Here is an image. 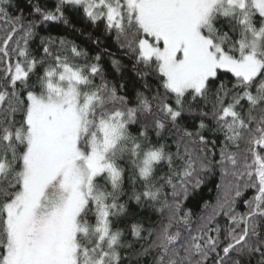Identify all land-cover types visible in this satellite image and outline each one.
<instances>
[{
	"label": "trees",
	"instance_id": "1",
	"mask_svg": "<svg viewBox=\"0 0 264 264\" xmlns=\"http://www.w3.org/2000/svg\"><path fill=\"white\" fill-rule=\"evenodd\" d=\"M123 22L94 20L66 0H0V264L7 209L24 186L30 96H50L58 84L50 73L66 66L95 99L84 155L103 117L120 116L125 128L107 157L118 178L90 185L76 264H264V17L218 6L204 39L238 59L251 30L261 36V69L250 82L218 70L201 92L182 96L158 61L141 59L139 43L155 40L134 18ZM34 218L20 234L26 248Z\"/></svg>",
	"mask_w": 264,
	"mask_h": 264
},
{
	"label": "rangeland",
	"instance_id": "2",
	"mask_svg": "<svg viewBox=\"0 0 264 264\" xmlns=\"http://www.w3.org/2000/svg\"><path fill=\"white\" fill-rule=\"evenodd\" d=\"M66 2L82 5L94 20L104 18L116 28H123V19L134 18L155 40L139 43L141 59L158 61L168 88L178 96L191 90L201 92L218 70L250 82L261 69L256 57L261 36L249 30L252 41L242 44V55L233 59L205 40L203 29L213 11L225 4L242 12L255 8L264 17V0ZM245 24L250 29L248 20ZM21 75L18 69L16 78ZM50 76L58 80L50 96H30L31 135L24 186L7 209L11 235L3 264H76L78 235L82 231L79 216L90 196V185L102 174L118 178V171L107 157L125 130L121 117L107 115L100 120L90 153L85 156L80 141L89 129L95 99L83 95L84 79L70 67L57 74L51 72ZM156 159L149 156L144 168L149 170ZM32 218L38 223L37 232L32 246L26 248V238L23 241L20 234L31 231L26 223ZM93 264L103 262L94 260Z\"/></svg>",
	"mask_w": 264,
	"mask_h": 264
}]
</instances>
